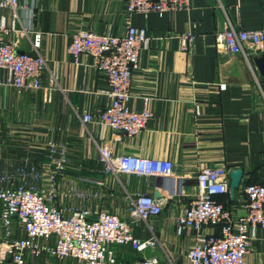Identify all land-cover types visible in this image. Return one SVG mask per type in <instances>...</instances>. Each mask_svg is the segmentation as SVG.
Returning a JSON list of instances; mask_svg holds the SVG:
<instances>
[{
	"label": "crops",
	"instance_id": "0c3cea01",
	"mask_svg": "<svg viewBox=\"0 0 264 264\" xmlns=\"http://www.w3.org/2000/svg\"><path fill=\"white\" fill-rule=\"evenodd\" d=\"M17 12L16 30L6 33L7 38L18 51L46 55L48 67L40 89L0 87V173L18 182L20 169L26 168L28 183L41 188L49 144L65 143L68 157L55 198L65 215L87 208L93 215L108 210L126 217L130 195L158 198L162 213L149 221L155 225L158 245L144 252L130 244L113 245L116 259L124 264L151 255L162 261L184 260L195 231L177 234V219L198 194L197 174L203 166L243 169L239 187L234 192L229 187L217 198L238 215L246 214L244 186L264 183V74L256 62L257 55L264 54V43L247 47L246 55L232 53L218 43L217 34L229 22L264 32V0H190L186 8L148 14H129L125 0H19ZM3 14L10 25L12 9L5 8ZM128 21L150 36L133 71L129 105L137 111L147 106L153 117L137 135L97 121L84 127V112L96 113L111 101L110 85L90 54L76 59L67 46L79 29L123 35ZM187 31L195 34L191 52L181 48V35ZM2 77L8 79V72L0 70ZM197 104L200 114L195 112ZM102 139L110 140L116 154L171 160L177 177L106 173L99 159ZM133 231L143 239L152 235L143 220L133 224ZM206 231L219 232L218 227ZM25 235L16 220L7 239L0 221V264H10L9 242ZM249 238L245 264H264L263 229H251ZM44 242L54 245L53 238ZM26 258L27 264H80L73 257L57 259L47 250L39 256L27 253Z\"/></svg>",
	"mask_w": 264,
	"mask_h": 264
},
{
	"label": "built area",
	"instance_id": "2783aa9c",
	"mask_svg": "<svg viewBox=\"0 0 264 264\" xmlns=\"http://www.w3.org/2000/svg\"><path fill=\"white\" fill-rule=\"evenodd\" d=\"M126 11L148 14L182 9L190 0H125ZM19 0H0V70L8 72V79L0 78V87L13 85L18 89H40L42 75L48 67V57L40 52L18 51L16 43L6 33L16 30ZM11 8V24L3 14ZM36 48L40 46L36 36ZM150 36L145 28L128 21L123 35L100 34L90 28L76 31L67 46L68 53L77 59L82 53L93 58V65L104 73L109 81L108 94L111 101L96 113L84 112V127L97 121L103 127L121 130L128 135H137L144 130L153 117L147 106L140 111L132 109V75L138 67L140 54L148 47ZM183 51L191 52L195 34L187 31L181 35ZM223 49L246 55L247 47H258L264 43V32L260 29H245L231 22L217 34ZM225 87V85H221ZM51 87L48 89L50 97ZM200 114V105L195 107ZM99 159L104 171L119 176L122 173L175 179L174 164L169 159L147 157L135 153L116 154L110 140L102 139L98 144ZM46 175L41 188L28 183L26 168L20 169V179L15 182L10 174L0 173V221L11 236L14 221H19L26 235L9 242L7 252L10 264H27L26 254L39 256L49 251L57 259L73 257L84 264H124L119 262L113 245L130 244L133 249L144 252L158 244L155 225L150 219L159 217L163 204L149 193L130 195L128 216L101 210L95 215L87 208H76L65 215L55 202L58 177L66 168L68 151L65 143L49 144ZM44 172V171H43ZM199 191L191 203L183 209L176 224V233L187 229L194 233V243L181 262L169 258L162 261L157 255L135 260L131 264H245L250 250L249 231L260 227L264 231V183H249L244 186L246 215H238L227 208L217 197L228 192L230 170L225 165L203 166L197 174ZM4 183H11L4 185ZM182 182H179V191ZM148 222L152 235L140 238L134 234L133 224ZM208 227H218L219 232H207ZM54 239L49 247L44 240Z\"/></svg>",
	"mask_w": 264,
	"mask_h": 264
},
{
	"label": "water",
	"instance_id": "95a60500",
	"mask_svg": "<svg viewBox=\"0 0 264 264\" xmlns=\"http://www.w3.org/2000/svg\"><path fill=\"white\" fill-rule=\"evenodd\" d=\"M256 62L258 64L260 71L264 74V54L257 55ZM243 174H244V171L241 168H234L230 171V177H231L230 190L231 192H234L235 189L239 187Z\"/></svg>",
	"mask_w": 264,
	"mask_h": 264
},
{
	"label": "rangeland",
	"instance_id": "374dc122",
	"mask_svg": "<svg viewBox=\"0 0 264 264\" xmlns=\"http://www.w3.org/2000/svg\"><path fill=\"white\" fill-rule=\"evenodd\" d=\"M49 148V147H48ZM48 148H47V158H48ZM69 258V257H68ZM77 260V259H76ZM80 264H84V263H81V262H79Z\"/></svg>",
	"mask_w": 264,
	"mask_h": 264
}]
</instances>
